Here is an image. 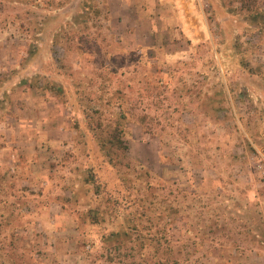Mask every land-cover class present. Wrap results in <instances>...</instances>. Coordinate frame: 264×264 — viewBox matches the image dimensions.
Listing matches in <instances>:
<instances>
[{"label": "rangeland", "instance_id": "374dc122", "mask_svg": "<svg viewBox=\"0 0 264 264\" xmlns=\"http://www.w3.org/2000/svg\"><path fill=\"white\" fill-rule=\"evenodd\" d=\"M91 257L264 264V0H0V264Z\"/></svg>", "mask_w": 264, "mask_h": 264}, {"label": "trees", "instance_id": "16d2710c", "mask_svg": "<svg viewBox=\"0 0 264 264\" xmlns=\"http://www.w3.org/2000/svg\"><path fill=\"white\" fill-rule=\"evenodd\" d=\"M122 118H124V116H122ZM114 131H117L116 129L114 130ZM118 132V131H117ZM117 132H115L114 134H113V139H114V142H115V144H116V146L117 147H122V142L120 141V139L118 138V133ZM116 134V135H115ZM100 148L103 150H105V145H101L100 146ZM95 223V222H94Z\"/></svg>", "mask_w": 264, "mask_h": 264}, {"label": "crops", "instance_id": "0c3cea01", "mask_svg": "<svg viewBox=\"0 0 264 264\" xmlns=\"http://www.w3.org/2000/svg\"><path fill=\"white\" fill-rule=\"evenodd\" d=\"M77 256H78V255H77ZM89 260L91 261L92 264H96V262H97L96 259H95V258H92V257L89 258Z\"/></svg>", "mask_w": 264, "mask_h": 264}]
</instances>
